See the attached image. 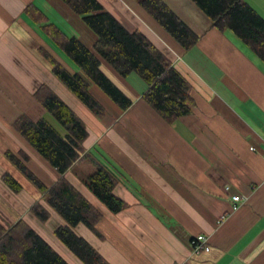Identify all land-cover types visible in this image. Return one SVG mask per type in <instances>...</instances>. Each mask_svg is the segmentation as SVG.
I'll use <instances>...</instances> for the list:
<instances>
[{
  "label": "crops",
  "instance_id": "obj_1",
  "mask_svg": "<svg viewBox=\"0 0 264 264\" xmlns=\"http://www.w3.org/2000/svg\"><path fill=\"white\" fill-rule=\"evenodd\" d=\"M97 1L169 58L189 82L194 108L169 124L143 100L147 87L137 75L123 78L102 62L104 73L132 105L122 111L91 84L90 93L105 110L102 119L96 118L52 75L40 49L69 71L78 70L24 15V8L35 6L47 23L90 50L94 33L61 0H0V222L8 226L23 219L68 264H82L54 236L63 219L4 157L7 150H21L47 187L58 179L12 128L22 115L47 117L34 97L45 84L86 125L84 154L93 160H78L65 178L102 219L97 234L82 224L73 230L109 264H264V63L232 32L211 27L190 0H162L198 36L189 50L137 1ZM245 1L264 18V0ZM98 164L116 177L114 194L127 203L124 211L110 213L84 185ZM4 173L22 185L21 192L6 187ZM233 195L241 201L232 212ZM36 201L50 214L45 223L29 211ZM200 234L208 237L210 250L192 254L189 240Z\"/></svg>",
  "mask_w": 264,
  "mask_h": 264
},
{
  "label": "trees",
  "instance_id": "obj_2",
  "mask_svg": "<svg viewBox=\"0 0 264 264\" xmlns=\"http://www.w3.org/2000/svg\"><path fill=\"white\" fill-rule=\"evenodd\" d=\"M61 1L96 36L93 50L47 23L46 17L35 6L27 5L24 15L40 25L49 40L77 68L76 72L69 71L53 55L40 49L52 75L96 118L102 119L105 110L90 93L91 84L122 111L132 105V100L104 73L102 62L123 78L137 75L147 87L142 94L143 100L167 123L172 124L192 112L195 103L189 82L141 31L127 30L97 0ZM135 1L184 50L197 43L198 36L162 0ZM190 1L209 20L211 27L232 32L264 63V18L245 0ZM34 97L58 126H54L47 117L32 120L22 115L13 122L12 128L44 162L56 170L58 179L47 187L29 168V157L21 150H7L4 157L65 222L55 229L54 236L82 264H109L73 230L82 224L97 234L96 225L102 219V213L65 178V173L78 160H93L90 155L84 154L83 143L88 137L86 125L47 85H40ZM1 180L13 193L23 189L9 173H4ZM83 183L110 213L117 214L128 207L114 194L116 177L104 166L96 165ZM29 211L41 223L47 222L50 217L39 201ZM0 264L68 263L26 221L19 219L8 226L0 222Z\"/></svg>",
  "mask_w": 264,
  "mask_h": 264
},
{
  "label": "built area",
  "instance_id": "obj_3",
  "mask_svg": "<svg viewBox=\"0 0 264 264\" xmlns=\"http://www.w3.org/2000/svg\"><path fill=\"white\" fill-rule=\"evenodd\" d=\"M251 149L253 150V148ZM225 189L228 190L227 187ZM231 199L233 203L231 211L233 212L238 209L241 198L238 195H233ZM223 220H224V216H221L217 221V224L220 225L223 222ZM189 247L192 254H200L202 252H208L210 250L208 237L203 234L192 237L189 240Z\"/></svg>",
  "mask_w": 264,
  "mask_h": 264
},
{
  "label": "rangeland",
  "instance_id": "obj_4",
  "mask_svg": "<svg viewBox=\"0 0 264 264\" xmlns=\"http://www.w3.org/2000/svg\"><path fill=\"white\" fill-rule=\"evenodd\" d=\"M62 56V55H61ZM65 58V57H64ZM66 60L69 62V60L66 58ZM47 119L54 125V126H58L56 121L53 119V117L49 114H47Z\"/></svg>",
  "mask_w": 264,
  "mask_h": 264
}]
</instances>
